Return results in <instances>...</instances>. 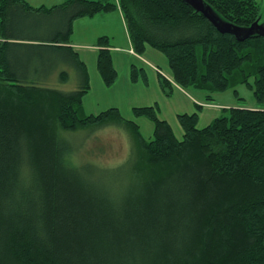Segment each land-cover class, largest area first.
Instances as JSON below:
<instances>
[{
	"label": "trees",
	"instance_id": "16d2710c",
	"mask_svg": "<svg viewBox=\"0 0 264 264\" xmlns=\"http://www.w3.org/2000/svg\"><path fill=\"white\" fill-rule=\"evenodd\" d=\"M202 1L239 35L220 33L182 0L50 8L0 0V264H264V30L241 34L261 25L260 4ZM117 9L133 52L151 48L166 59L165 96L175 83L210 103L244 85L256 106L223 108L199 128L197 105L178 115L180 138L156 104L132 109L153 124L149 139L115 107L83 115L90 84L69 46L72 23ZM97 46V72L110 88L109 38ZM67 68L77 86L64 92L54 87L69 82ZM130 81L147 83L144 69L133 65ZM112 125L129 130L125 163L93 170L71 162L58 131Z\"/></svg>",
	"mask_w": 264,
	"mask_h": 264
},
{
	"label": "rangeland",
	"instance_id": "374dc122",
	"mask_svg": "<svg viewBox=\"0 0 264 264\" xmlns=\"http://www.w3.org/2000/svg\"><path fill=\"white\" fill-rule=\"evenodd\" d=\"M32 7L42 6L45 5L50 7L55 4H59L64 0H24ZM105 1V0H101ZM114 2L115 0H108ZM260 4L261 9V24L264 25V0H257ZM212 15L221 24L222 18L214 11H211ZM111 14H101L98 18H95L91 23L92 28L90 27L89 30L93 29L92 34H108L107 36L112 41V35L115 36V42L111 44L113 46H124L121 40L124 38V29L123 26L118 23V21L112 19L113 16ZM82 27V28H81ZM75 32L73 35L72 40H77L79 38L84 37L82 31L84 27L79 25L78 23L75 24ZM90 43H88L89 45ZM80 51V49H77ZM133 51V50H132ZM155 51V50H154ZM157 52V51H156ZM155 53V52H154ZM159 53V52H158ZM135 54V53H134ZM136 55V54H135ZM162 55V54H160ZM161 57V56H160ZM164 57V56H163ZM164 63L165 58H162ZM162 68L166 70V67L162 65ZM69 72L70 80L67 84H59L57 81V86L54 87L55 89L68 92L76 88V75L74 70H70L69 68L66 69ZM164 74L161 72V75ZM92 81V88L90 93L87 95L86 99H84V109L83 115H89L91 110H96L97 108H107L109 101H115L118 108L120 109V113L122 117L126 120L135 121L140 127V132L145 139L151 138L153 134V124L146 119H137L131 113V106L134 103L127 102L123 96L119 95V91L122 89L116 90H106L102 88L100 84L96 82L93 78ZM56 86V85H55ZM179 87V86H178ZM236 94L233 90H228L224 93L215 94L212 96V104H200L203 107L208 106H215L216 108H223V106H219L222 104H231L232 106H243L247 108H252L256 106L253 93L252 91L244 85L238 86L235 89ZM193 94V93H192ZM178 101L181 99V104L185 107L187 105L190 106L188 102L182 99V96L177 97ZM176 99H172L169 101V105H165L166 107H170V102L172 105H176L174 102ZM102 101V103H100ZM177 102V101H176ZM99 106V107H97ZM188 107V106H187ZM229 108V107H226ZM108 109V108H107ZM106 110V109H105ZM166 110V109H165ZM23 111V110H22ZM164 111V108L162 109ZM21 112V111H20ZM207 124V121L201 120L199 123V128H203ZM174 133L178 138H180L179 133L176 129H174ZM59 138L62 139L63 143L69 149V159L73 164H84L85 166L89 164L93 170H96L93 166L98 167L99 169H112L117 168L123 163H125L129 157L130 149H131V141L129 139V130L124 127L119 126H106L103 128H96V129H80L74 132H65V131H58ZM93 165V166H92ZM88 170L91 172L95 177H98V173L103 176V173L100 171H93ZM106 178V177H105Z\"/></svg>",
	"mask_w": 264,
	"mask_h": 264
},
{
	"label": "crops",
	"instance_id": "0c3cea01",
	"mask_svg": "<svg viewBox=\"0 0 264 264\" xmlns=\"http://www.w3.org/2000/svg\"><path fill=\"white\" fill-rule=\"evenodd\" d=\"M66 0L59 4L52 5L53 6H58L62 3H64ZM114 3H116L114 1ZM31 6V5H30ZM46 8L45 5H42ZM41 7V6H37ZM35 7V8H37ZM112 19L115 18L120 25L123 26L124 29V38L121 40L124 46L119 47V46H113L111 43L115 42L116 40L114 39L115 36L112 35V41H110V38L107 36L108 34H96L93 35V29L91 31L89 28L91 26V23L95 18H98L101 16V14H96L92 17H81L77 18L73 21L72 23V35L69 40V46L71 49L77 54V57L80 61H82L87 69L88 72V77H89V84H90V90L86 94V96L83 98V109H84V99H86L87 95L90 93L91 88H92V81L91 79L93 78L96 80L98 85L102 86V88H105L107 91L108 90H116V89H122L119 91V95L123 96L125 99H127V102H132L134 103L131 106L130 110L132 113V109L135 107H147V106H153L156 104L159 108L158 110V115L159 118L162 120H165L168 122V124L171 126V128L176 129L177 132L179 133L180 136H182V130L180 129L179 123H178V115L180 114H192L194 112H197V105L201 106L200 104L207 103L205 102L204 98L205 95L200 92H193L188 93L182 88L178 87L177 85H174L171 89V94L170 96H165L164 93L161 90L160 87V75L158 73V70L163 72L166 76H169V71H168V66L167 62L165 59L166 64L164 63L163 55H160L161 53H158L154 51L151 48H147L144 52L143 55H135L134 52L132 51V45L126 30V25L124 22V19L122 17L121 12L117 9L113 12H110L108 14H111ZM107 14V13H104ZM78 23L80 26L82 25L84 27L85 31H82L84 34V37L79 38L77 40H72L74 32H75V24ZM82 28V27H81ZM107 36L109 38V43H110V52L112 55V60H113V65L117 71V80L113 86L110 88H107L104 86L96 68V59H97V53L99 51V46H97V41L100 37ZM88 43H90L88 45ZM77 49H80L77 50ZM155 52V53H154ZM161 56V57H160ZM135 65L138 68L144 69V72L147 77V83H143L142 81L133 84L130 81V70L131 67ZM162 65L166 67V70L162 68ZM178 96H182V99L185 100L190 104L187 105L186 107L181 104V99H177ZM172 99L176 103V105H172L173 103L170 102V107H166L165 105H169V101ZM102 103V101L100 102ZM207 104H212V102L207 103ZM219 106H223V108L226 107H231V104H222ZM99 107V106H97ZM108 109L115 107L119 111L120 109L118 108L116 102L113 100L108 102V105L106 106ZM107 108H97L96 110H91L89 113L90 114H98ZM164 108V111L162 109ZM223 108H216L215 106H208V107H203L199 111V122L198 126L201 120L207 121L208 125L212 120L217 118L218 116L221 115L222 109ZM166 109V110H165ZM138 119V118H137ZM139 119H144V118H139ZM137 124V123H136ZM138 125V124H137ZM139 126V125H138ZM140 127V126H139Z\"/></svg>",
	"mask_w": 264,
	"mask_h": 264
},
{
	"label": "water",
	"instance_id": "95a60500",
	"mask_svg": "<svg viewBox=\"0 0 264 264\" xmlns=\"http://www.w3.org/2000/svg\"><path fill=\"white\" fill-rule=\"evenodd\" d=\"M188 5H190L196 12L201 13L206 19H208L212 24H214L220 33H233L234 35H239L238 28L232 26L231 24L226 23L223 19L221 20V24L215 19L212 15L211 11L213 10L211 7L206 6L202 0H182ZM257 30V31H255ZM264 30V25H255L254 29L251 27L250 29L244 31L242 30L241 34H244L243 39L247 38L252 32H260ZM245 32V33H244Z\"/></svg>",
	"mask_w": 264,
	"mask_h": 264
}]
</instances>
